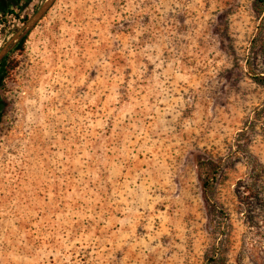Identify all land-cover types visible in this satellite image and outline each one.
<instances>
[{
  "label": "rangeland",
  "instance_id": "rangeland-1",
  "mask_svg": "<svg viewBox=\"0 0 264 264\" xmlns=\"http://www.w3.org/2000/svg\"><path fill=\"white\" fill-rule=\"evenodd\" d=\"M25 34L0 84V264H264L256 0H54Z\"/></svg>",
  "mask_w": 264,
  "mask_h": 264
},
{
  "label": "trees",
  "instance_id": "trees-1",
  "mask_svg": "<svg viewBox=\"0 0 264 264\" xmlns=\"http://www.w3.org/2000/svg\"><path fill=\"white\" fill-rule=\"evenodd\" d=\"M18 8L19 7H17V9ZM256 9L258 10V12H264V0H256ZM9 12L13 13L15 15V17L17 19H19L20 22H26L28 20V16H24V18H22V19L19 18L20 11L16 12V11L10 10ZM15 29H17V27H14V30ZM23 40H24V38L22 40H20V42L14 47L13 50H15L17 48H21ZM7 58H8V55L2 59L1 64H0L1 65L0 74L2 75V78L0 79V84L2 83L4 76L8 71L9 66L13 65L12 62H8V63L6 62ZM248 69H249V71H251V68L249 65H248ZM250 76L258 84L264 85V74L261 75V74H257V73H255V74L252 73V74H250ZM3 105H4V103L1 99L0 100V111H1V108L3 107ZM0 117H1V112H0ZM218 167H219L218 163H216L214 161H210L209 166L207 167V169L205 171V177H203L201 179L202 188H203V192L205 195L207 193H209L212 189V182L215 179V175H216L217 171L219 170Z\"/></svg>",
  "mask_w": 264,
  "mask_h": 264
},
{
  "label": "flooded vegetation",
  "instance_id": "flooded-vegetation-1",
  "mask_svg": "<svg viewBox=\"0 0 264 264\" xmlns=\"http://www.w3.org/2000/svg\"><path fill=\"white\" fill-rule=\"evenodd\" d=\"M17 7H19L17 9ZM26 8L25 6V0H0V31H3L5 34L3 37H6V39L4 40V42L2 41V43L0 42V49L1 47L6 43V41L13 35L15 34V32L18 31V29H20L25 22H20L19 19H17L15 17V15L11 12H9L10 10L13 11H20L19 14V18L22 19L24 18V16H28V14H23L24 9ZM18 22H20V26L21 27H17V29L14 30L15 24H13L14 20H16ZM9 34V35H6ZM26 34H22L18 40H16L13 44V46L5 53V55L2 57V59L7 56L13 49L14 47L20 42V40H22L24 38ZM0 37H1V32H0ZM0 60V64L1 61ZM0 69H1V65H0ZM2 78V75L0 74V79ZM1 100V98H0Z\"/></svg>",
  "mask_w": 264,
  "mask_h": 264
},
{
  "label": "water",
  "instance_id": "water-1",
  "mask_svg": "<svg viewBox=\"0 0 264 264\" xmlns=\"http://www.w3.org/2000/svg\"><path fill=\"white\" fill-rule=\"evenodd\" d=\"M54 0H45L44 3L38 8V10L24 23V25L13 34L10 39L0 49V60L5 53L13 46L14 42L18 38L30 30L47 12Z\"/></svg>",
  "mask_w": 264,
  "mask_h": 264
}]
</instances>
